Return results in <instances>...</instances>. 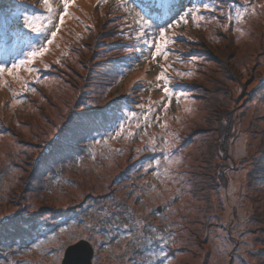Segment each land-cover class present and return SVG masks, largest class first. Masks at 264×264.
I'll use <instances>...</instances> for the list:
<instances>
[{
  "label": "rangeland",
  "instance_id": "obj_1",
  "mask_svg": "<svg viewBox=\"0 0 264 264\" xmlns=\"http://www.w3.org/2000/svg\"><path fill=\"white\" fill-rule=\"evenodd\" d=\"M10 1L28 17L48 15L40 0ZM51 2L58 23L62 0ZM119 2L127 0H75L37 71L0 80V264H62L82 240L92 264H264V184L255 181L264 180V0H183L216 14L201 7L200 26L189 18L169 29L187 39L147 61L134 22L128 49L107 34ZM138 2L128 6L139 11ZM19 18L5 15L8 66L49 36L13 43ZM162 67L174 93L166 111ZM124 100L128 114L147 115L146 127L111 105ZM89 116L95 123L79 130Z\"/></svg>",
  "mask_w": 264,
  "mask_h": 264
},
{
  "label": "snow or ice",
  "instance_id": "obj_2",
  "mask_svg": "<svg viewBox=\"0 0 264 264\" xmlns=\"http://www.w3.org/2000/svg\"><path fill=\"white\" fill-rule=\"evenodd\" d=\"M40 2L44 5V8L48 15L46 17L23 16V24L21 25V29L13 34L11 40L16 44L30 43V41H27L26 38L32 33L38 34L41 32H49V36L46 38V43L35 46L32 51H30L26 59L19 60L18 62H13L10 66H8V63L0 62V80H3L5 74L13 76L18 81L22 80V77L19 76V71L21 69L26 70L29 73L37 71V69H35L32 65H34L37 59L42 58L49 51V46L54 43L59 31L61 30V27L65 23V17L71 15L69 11L70 7L75 4V0H62L63 8L59 13L58 23H53V13H55L56 9L52 7L51 0H40ZM100 2L106 3L107 0H100ZM129 3H131V0H127V2L121 4L120 7L125 12L129 13L136 25L135 39L137 41L143 42L146 51H141V58L146 61L148 59L147 54L149 53L151 54L153 60L161 56L167 59L171 51L169 45L175 43L177 39H187L184 37H177L174 32L172 35H168L169 29H175L181 24H188L189 18L196 21L197 27H199L200 22L205 20V16L201 14L200 8L202 7L204 9L215 11V8L212 7V5H210L209 3H203L201 5H194L193 7L185 8L183 5V0H139V11L135 10L137 9V7L130 8L128 6ZM255 12L256 9L253 7L252 13L255 14ZM236 17L238 20L242 19L241 13L237 12ZM45 20L48 22L49 28L51 29L50 31L49 28H46L44 26L43 21ZM25 29H27V32L24 31ZM0 45H3L6 48L9 47V38L3 33L2 28H0ZM137 51H140L139 47H137ZM57 62L59 63V61ZM180 75H191V73H180ZM157 81L163 83V91L165 93V97H167L168 99V103L164 104V110L166 111L170 106L171 99L174 93L173 89L169 87L170 78L166 75V70L163 69V67L159 75L157 76ZM4 83L6 84L7 81H4ZM157 86L159 87V84ZM28 90H31L33 92L35 91L34 88L29 89L27 87V82H25V91ZM179 98L180 96H177V99ZM113 103H115V101H113ZM109 107H111V105H109ZM145 111L148 114H151L152 108L149 107ZM129 117L132 120L136 121L137 128L141 127L140 120L144 121L145 127L148 124L147 115L137 119V114L135 112L129 113L128 116L125 117L126 123L128 122ZM115 118L118 119V117ZM95 120L96 118L94 116L86 117L80 122V125L78 126L79 130L82 131L83 129L88 128L90 125L95 123ZM164 126L166 127V124ZM118 127L119 131L116 132V137H120L125 131L122 125ZM74 135L75 131L70 132L69 136L66 137V140L70 142ZM130 135H134V133H130ZM165 144H169V141L165 140ZM148 147L151 151H155V142H150ZM175 162L178 161H173L171 158H169L168 160L169 164ZM155 163L157 167L161 165L160 160H156ZM3 224L4 220L0 219V226H3ZM84 239H88V237H84ZM34 247L39 248L40 246L37 245Z\"/></svg>",
  "mask_w": 264,
  "mask_h": 264
},
{
  "label": "trees",
  "instance_id": "obj_3",
  "mask_svg": "<svg viewBox=\"0 0 264 264\" xmlns=\"http://www.w3.org/2000/svg\"><path fill=\"white\" fill-rule=\"evenodd\" d=\"M213 1V0H212ZM216 1V0H214ZM219 3L223 0H218ZM227 1V0H226ZM119 4L121 5L122 3L119 2ZM120 5L116 8V9H108V13L111 14L110 15V18L109 20H107L108 23H106V25H109L110 24V32H107V34L112 37L114 36L115 38H117V40H121L123 41L124 45L123 47L128 49L129 48V44L131 43L128 39V35H130L132 32H133V20L131 18V16L129 15V13H126L121 7ZM16 6V7H15ZM19 7H17V5L15 3H13L12 1L10 0H0V28L3 29V33H4V20H5V15H8V14H15V15H18L19 17H23V16H27L26 13L22 12V11H19L18 9ZM17 9V10H16ZM216 11H213V16L216 14L215 13ZM42 13H45V12H42ZM254 15V14H253ZM29 16V15H28ZM131 19V20H130ZM252 19V17H251ZM131 21H132V24H131ZM13 22V21H12ZM12 22L11 21H7L8 25H12ZM212 22H210L208 24V26H212L211 24ZM210 28V27H209ZM16 31V30H15ZM27 31V30H25ZM95 32V31H94ZM127 40V41H126ZM77 43V42H76ZM78 44V43H77ZM139 43H137L138 45ZM1 47V46H0ZM137 47V46H136ZM2 48H0V59H3V53H2ZM137 52V51H136ZM114 59L117 60V62H119L120 64H122L123 62H126V58H125V55L123 53V51L120 52V54L114 56ZM119 67V66H117ZM116 67V68H117ZM122 67H120L121 69ZM123 71V70H122ZM119 73V72H118ZM121 73V72H120ZM125 74V73H124ZM124 103L125 100L122 102V101H115V103L112 102V107L116 108L117 107V110L121 111V114L125 116L128 115V111L126 110V108H120L122 107L123 105H125ZM211 108L212 109H216V112H217V108H216V104H213L211 105ZM219 113V112H218ZM116 114V117H118V120L120 119L119 118V114L118 113H115ZM220 115V114H219ZM116 119V118H115ZM114 119V120H115ZM84 139V138H83ZM88 145V141H81V151ZM71 149H73L72 147L70 148V146L66 149L67 151H70ZM63 151V147L61 146H57L55 148V154L58 153V152H62ZM65 151V150H64ZM78 153V152H77ZM219 177H220V183H224L226 188H227V180L226 178L221 175L219 173ZM228 179V178H227ZM257 182V184H264V180L263 181H259V178H256L255 180ZM142 249V248H141Z\"/></svg>",
  "mask_w": 264,
  "mask_h": 264
},
{
  "label": "water",
  "instance_id": "obj_4",
  "mask_svg": "<svg viewBox=\"0 0 264 264\" xmlns=\"http://www.w3.org/2000/svg\"><path fill=\"white\" fill-rule=\"evenodd\" d=\"M93 255L90 243L82 240L67 248L62 264H92Z\"/></svg>",
  "mask_w": 264,
  "mask_h": 264
}]
</instances>
